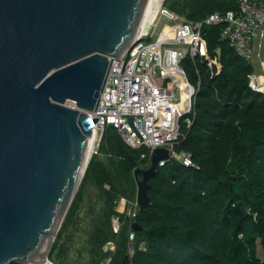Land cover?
Here are the masks:
<instances>
[{
  "label": "trees",
  "instance_id": "16d2710c",
  "mask_svg": "<svg viewBox=\"0 0 264 264\" xmlns=\"http://www.w3.org/2000/svg\"><path fill=\"white\" fill-rule=\"evenodd\" d=\"M165 6L194 22L238 8L236 0H167ZM222 30L223 26H205L207 56L182 62L198 91L193 124L182 129L184 138L175 151L187 155L191 164L173 159L149 178L152 205L135 220L143 231L136 233L131 264H264L259 255L264 250V93L251 88L254 67L221 40ZM207 57L219 66L210 67ZM147 152L145 147H129L114 126L105 128L98 154L91 157L56 238L51 261L54 254L67 258V248L59 242L69 226L78 227L93 186L96 194L88 199L92 215L88 264H124L129 227L125 224L116 233L112 219H126L117 211L121 199H137L136 172L144 170L147 159L141 156ZM110 242L115 252L105 250Z\"/></svg>",
  "mask_w": 264,
  "mask_h": 264
},
{
  "label": "water",
  "instance_id": "95a60500",
  "mask_svg": "<svg viewBox=\"0 0 264 264\" xmlns=\"http://www.w3.org/2000/svg\"><path fill=\"white\" fill-rule=\"evenodd\" d=\"M150 2L0 0V264H52L101 130L93 112L110 60L132 47ZM168 157L157 148L137 170L140 211Z\"/></svg>",
  "mask_w": 264,
  "mask_h": 264
},
{
  "label": "built area",
  "instance_id": "2783aa9c",
  "mask_svg": "<svg viewBox=\"0 0 264 264\" xmlns=\"http://www.w3.org/2000/svg\"><path fill=\"white\" fill-rule=\"evenodd\" d=\"M166 1H156L153 21L138 35L125 55L111 58L101 97L93 112L99 117L96 128L101 129L98 146L105 128L114 126L129 147L147 148L148 152L141 156L147 159L144 170L150 167L153 151L157 148L169 149L168 159L160 161L159 167L173 159H183L186 165L191 164L187 155H178L175 151L184 138L182 129L193 124V105L198 91V87L189 81L182 62L188 57L207 56L203 38L205 26H223L221 40L251 65L264 51V0H236V11L214 13L198 22L188 21L169 10ZM207 59L210 67L219 66L216 59ZM261 67L264 72V64ZM261 76L255 73L250 76V86L264 93ZM70 106L74 107V104ZM121 202L122 207L119 209L118 205L117 211L125 213L126 219L115 216L112 226L118 233L128 224L131 264L136 239L132 225L140 206L137 199H121ZM105 250L115 252L116 246L110 242Z\"/></svg>",
  "mask_w": 264,
  "mask_h": 264
},
{
  "label": "rangeland",
  "instance_id": "374dc122",
  "mask_svg": "<svg viewBox=\"0 0 264 264\" xmlns=\"http://www.w3.org/2000/svg\"><path fill=\"white\" fill-rule=\"evenodd\" d=\"M264 64V51L261 58H256L254 60V73L256 75L261 76L260 83H264V72L262 70L261 65ZM264 90V88H263ZM264 92V91H263ZM98 141L96 143L95 149L92 156L98 154L99 146ZM103 158V156H100ZM182 157V156H181ZM94 194H96V188L90 186L87 191L86 205L82 208L81 213L78 216L79 225L78 227L69 226L63 233V238L59 243L64 244L67 248V258H55V254L53 255V261H50L53 264H88L89 255L87 253V242L89 239V234L91 231V221L92 215L88 210V199L93 198ZM96 199V198H95ZM119 209L122 207L121 200L119 201ZM99 207V206H98ZM259 255L261 258H264V250H259ZM50 258V257H49Z\"/></svg>",
  "mask_w": 264,
  "mask_h": 264
},
{
  "label": "bare ground",
  "instance_id": "6f19581e",
  "mask_svg": "<svg viewBox=\"0 0 264 264\" xmlns=\"http://www.w3.org/2000/svg\"><path fill=\"white\" fill-rule=\"evenodd\" d=\"M156 1H158V0H151L150 5H149V8L147 10V13H146V15H145V17H144V19L142 21V24H141V27H140V31H139V35L145 29H147V27L149 26V24L153 21L155 15H156V9H155Z\"/></svg>",
  "mask_w": 264,
  "mask_h": 264
}]
</instances>
